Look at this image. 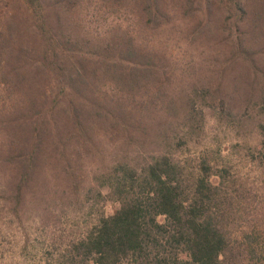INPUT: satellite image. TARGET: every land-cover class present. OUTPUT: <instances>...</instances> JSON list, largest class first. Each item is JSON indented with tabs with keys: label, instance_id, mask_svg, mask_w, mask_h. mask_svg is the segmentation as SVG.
Masks as SVG:
<instances>
[{
	"label": "rangeland",
	"instance_id": "rangeland-1",
	"mask_svg": "<svg viewBox=\"0 0 264 264\" xmlns=\"http://www.w3.org/2000/svg\"><path fill=\"white\" fill-rule=\"evenodd\" d=\"M158 1L149 9L147 0H0V264H43L118 208L107 174L118 166L139 170L162 154L226 166L243 184V218L233 234L264 233L261 117L254 109L264 95V0H244L254 18L250 31L234 25L236 0ZM244 31L257 73L233 44ZM128 37L157 65L148 85L123 93L97 73L91 92L80 95L90 105L65 101L52 110L59 80L29 64L63 51L62 58L96 70L98 47ZM123 122L132 129L120 130ZM38 135L43 145L28 175Z\"/></svg>",
	"mask_w": 264,
	"mask_h": 264
},
{
	"label": "trees",
	"instance_id": "trees-1",
	"mask_svg": "<svg viewBox=\"0 0 264 264\" xmlns=\"http://www.w3.org/2000/svg\"><path fill=\"white\" fill-rule=\"evenodd\" d=\"M147 2L149 9L158 7V0ZM234 7L240 13L235 16L236 29H249L248 23L254 18L247 13L244 0H236ZM41 26L45 33H50ZM248 35L250 32L239 33L233 44L237 55L249 61L257 73L254 53L246 45ZM117 45L98 47V53L93 54L98 62L96 70L62 58L63 51L55 60L46 51L42 60L29 64L55 73L59 80L52 110L65 101L86 107L88 98L80 95L91 92V76L98 77L97 73L106 82L119 85L123 93L148 85L150 77L157 72L150 53L129 37L127 42ZM76 100L80 101L76 103ZM92 106L105 110L99 103ZM254 109L261 117L259 154L264 165V95ZM119 110L123 111L120 106ZM77 119L75 129L83 136L85 126ZM130 127L123 122L120 130L130 131ZM46 133L52 136L50 130ZM42 145L40 135L32 137L25 164L28 175ZM213 176L215 182L211 180ZM107 178L109 194L117 201L118 208L111 215H100L81 237L48 256L43 264H264L263 231L247 228L233 234L243 218L240 215L244 210L243 198L238 189L243 184L233 179L226 166L215 170L207 158L188 162L162 154L139 170L118 166ZM23 182L17 187L16 197ZM261 183L264 189V174Z\"/></svg>",
	"mask_w": 264,
	"mask_h": 264
}]
</instances>
